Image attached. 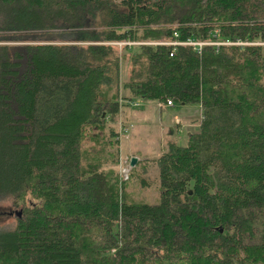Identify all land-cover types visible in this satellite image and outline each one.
Instances as JSON below:
<instances>
[{"label": "trees", "instance_id": "1", "mask_svg": "<svg viewBox=\"0 0 264 264\" xmlns=\"http://www.w3.org/2000/svg\"><path fill=\"white\" fill-rule=\"evenodd\" d=\"M119 97L199 105L157 203L112 167ZM1 200L0 264H264V0H0Z\"/></svg>", "mask_w": 264, "mask_h": 264}, {"label": "rangeland", "instance_id": "2", "mask_svg": "<svg viewBox=\"0 0 264 264\" xmlns=\"http://www.w3.org/2000/svg\"><path fill=\"white\" fill-rule=\"evenodd\" d=\"M110 43L115 44L120 52L122 51V44H135L136 42L114 40ZM170 43H173V41H170ZM127 67V63L123 61L122 69L124 70L121 77L126 75ZM118 100L117 115L113 120L106 122L107 125H113L118 133L117 141L112 142L110 147L117 155V163L112 165V167L118 173L123 167H129L127 171L129 176L123 179V188L128 194L130 201L148 204L157 203L159 201V179L155 159L164 151L167 142V133L164 130L163 123L168 118L160 110L166 106L173 105L171 109L174 111L173 114L177 115H173L172 123L175 118H178L183 126H180V130H174V133L168 136L175 139L178 144H185L187 132L197 129L196 124L200 119L199 105L197 103L180 104L172 101L170 104L159 106L155 104L156 100L146 101L139 97H119ZM178 115H180V118ZM189 119L194 124L187 125L186 123L189 122ZM88 143V140H84L82 145L84 146ZM132 155L136 157V161L130 166L129 158ZM26 202L30 203L33 200L26 197ZM13 208L15 207H12L8 201H0V227L13 224V213L16 211Z\"/></svg>", "mask_w": 264, "mask_h": 264}, {"label": "crops", "instance_id": "3", "mask_svg": "<svg viewBox=\"0 0 264 264\" xmlns=\"http://www.w3.org/2000/svg\"><path fill=\"white\" fill-rule=\"evenodd\" d=\"M174 104V103H173ZM180 104H183V103H180ZM198 105V104H197ZM173 105H170V106H166V107H164V108H161V110L160 111H163L165 114H166V117H168L167 118V120H166V122H164L163 123V127H164V130L166 131V135H167V141L168 140H175V139H173V138H171V137H169L168 135L169 134H172V133H174V130H177L180 126H183V125H178V124H176V123H174V120H173V123H172V118H173V115H177V114H173L174 113V111H172V109H171V107H172ZM159 110V109H158ZM171 116V117H170ZM179 116V118H180V115H178ZM190 120L191 119H189V122H187L186 124L187 125H192V124H194L192 121L190 122ZM144 121V120H143ZM162 125V124H161ZM185 125V124H184ZM186 125V126H187ZM198 125V123L196 124V126ZM160 129V128H159ZM189 133V131L187 132V134ZM136 155H137V153H135ZM138 158H140L139 156H138ZM137 158V159H138Z\"/></svg>", "mask_w": 264, "mask_h": 264}, {"label": "built area", "instance_id": "4", "mask_svg": "<svg viewBox=\"0 0 264 264\" xmlns=\"http://www.w3.org/2000/svg\"><path fill=\"white\" fill-rule=\"evenodd\" d=\"M178 41H173V43H176ZM186 42H190V41H186ZM172 102V99L170 97H167L165 99H157L156 100V105H159V106H162V105H166V104H170ZM201 116V114H200ZM174 123L176 124H180L182 125L180 122H179V119L178 118H175L174 119ZM178 130H180V128H178ZM128 168L129 167H123L122 169L119 170V176L122 178V179H126L128 174H127V171H128Z\"/></svg>", "mask_w": 264, "mask_h": 264}, {"label": "water", "instance_id": "5", "mask_svg": "<svg viewBox=\"0 0 264 264\" xmlns=\"http://www.w3.org/2000/svg\"><path fill=\"white\" fill-rule=\"evenodd\" d=\"M136 161V157L134 155L130 156L129 158V164L130 166H132ZM188 192H190V190H188ZM18 213V210L16 211ZM219 230H221V228H219Z\"/></svg>", "mask_w": 264, "mask_h": 264}]
</instances>
